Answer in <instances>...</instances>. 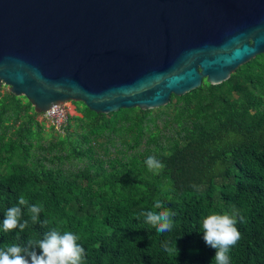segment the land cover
<instances>
[{
	"label": "trees",
	"instance_id": "trees-1",
	"mask_svg": "<svg viewBox=\"0 0 264 264\" xmlns=\"http://www.w3.org/2000/svg\"><path fill=\"white\" fill-rule=\"evenodd\" d=\"M76 112L59 131L50 126L56 139L45 143L42 114L0 92V249L28 247L55 228L78 235L84 264H215L202 222L235 212L241 238L230 264H264V54L158 109ZM149 156L165 165L159 174ZM20 196L42 205L46 225L32 223ZM157 200L174 213L170 232L139 216L163 210ZM12 206L28 220L23 231L3 229Z\"/></svg>",
	"mask_w": 264,
	"mask_h": 264
},
{
	"label": "water",
	"instance_id": "water-1",
	"mask_svg": "<svg viewBox=\"0 0 264 264\" xmlns=\"http://www.w3.org/2000/svg\"><path fill=\"white\" fill-rule=\"evenodd\" d=\"M264 54V0H0V89L36 114L154 110Z\"/></svg>",
	"mask_w": 264,
	"mask_h": 264
},
{
	"label": "clouds",
	"instance_id": "clouds-1",
	"mask_svg": "<svg viewBox=\"0 0 264 264\" xmlns=\"http://www.w3.org/2000/svg\"><path fill=\"white\" fill-rule=\"evenodd\" d=\"M147 168L154 175L159 174L165 165L156 157L149 156L146 160ZM17 204L27 207L30 219L33 224L38 222L42 226L47 221H39L40 213L43 211L42 205L29 204L24 197L18 198ZM20 206L9 207L2 222L3 229L11 232L14 229L23 231L28 226V220L21 222L22 208ZM154 208L163 209V203L157 200ZM174 215L170 210L140 212L139 216L145 217V223L155 228L158 233L170 232L173 229L171 217ZM238 213L210 214L202 222L203 240L207 246L215 250L212 261L215 264H230L229 252L241 238V234L236 227ZM242 222V218H241ZM78 235L70 231L61 234L53 228L45 234L43 239L28 240V247L10 245L0 249V264H84L85 250L77 241ZM39 248L38 255L35 249ZM166 252L174 253L176 257L179 249L175 243L169 246V242L164 243Z\"/></svg>",
	"mask_w": 264,
	"mask_h": 264
},
{
	"label": "rangeland",
	"instance_id": "rangeland-1",
	"mask_svg": "<svg viewBox=\"0 0 264 264\" xmlns=\"http://www.w3.org/2000/svg\"><path fill=\"white\" fill-rule=\"evenodd\" d=\"M8 89L7 87H2L0 89L1 93H5L7 92ZM77 107L83 108L84 105L81 103H73V102H67L64 106V110L65 112L68 113V115L70 116H81V114L77 113ZM37 120L39 122H43L44 123V131H43V137L45 139V143H48L50 140H54L56 139V134L51 130L50 127V123L48 121H46L42 115H40ZM52 135V136H51Z\"/></svg>",
	"mask_w": 264,
	"mask_h": 264
},
{
	"label": "built area",
	"instance_id": "built-area-1",
	"mask_svg": "<svg viewBox=\"0 0 264 264\" xmlns=\"http://www.w3.org/2000/svg\"><path fill=\"white\" fill-rule=\"evenodd\" d=\"M64 106H55L48 112L42 114L43 118L50 123V126H53L58 131L68 116V113L64 110Z\"/></svg>",
	"mask_w": 264,
	"mask_h": 264
}]
</instances>
